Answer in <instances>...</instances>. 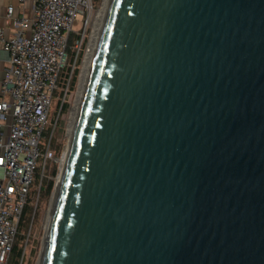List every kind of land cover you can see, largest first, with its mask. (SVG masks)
Masks as SVG:
<instances>
[{
    "label": "water",
    "instance_id": "obj_1",
    "mask_svg": "<svg viewBox=\"0 0 264 264\" xmlns=\"http://www.w3.org/2000/svg\"><path fill=\"white\" fill-rule=\"evenodd\" d=\"M56 191L41 264H264V0H111Z\"/></svg>",
    "mask_w": 264,
    "mask_h": 264
},
{
    "label": "built area",
    "instance_id": "obj_2",
    "mask_svg": "<svg viewBox=\"0 0 264 264\" xmlns=\"http://www.w3.org/2000/svg\"><path fill=\"white\" fill-rule=\"evenodd\" d=\"M18 2L17 15L12 3L6 5V20L13 27L11 37L5 38L0 31L7 62L0 82V264L10 263L30 197L39 201L48 162L57 163V178L63 167L69 139L57 156L51 148L53 137L70 102L74 73L85 60L83 50L92 34L88 36V30L92 27L93 31L97 13L94 0ZM79 16L85 17L83 32L72 47L70 63L69 44ZM68 66L70 72L61 86L62 72ZM54 99L58 110L48 138ZM37 208L38 203L33 221ZM26 246L19 264L25 262Z\"/></svg>",
    "mask_w": 264,
    "mask_h": 264
},
{
    "label": "rangeland",
    "instance_id": "obj_3",
    "mask_svg": "<svg viewBox=\"0 0 264 264\" xmlns=\"http://www.w3.org/2000/svg\"><path fill=\"white\" fill-rule=\"evenodd\" d=\"M101 6H102V0L101 1L100 0H94V7L97 10V13H96L95 19H94L93 24H92L93 27H94V23L96 21V18L98 17ZM84 21H85V17L79 16L78 17V24L74 27L75 33L72 34L70 44H69L70 47L68 50L69 61H71V58L73 56V48L72 47L75 44L76 40L78 39L79 35L83 32ZM88 31H89V33H88V36H89L92 32V27ZM88 42H89V37H88L87 43ZM87 43H86L84 50H83L84 51V57H85V53H86ZM83 65H84V62H83ZM83 65H82V62L79 65V73H78V77H77V83L75 82L76 72L74 73L72 87H74L73 86L74 82L76 83V85H75V88L70 95V98H69V101H70L69 102V109L67 111H64V115L60 118L59 123H58L57 128H56V131H55V135L53 137V144H52L51 148L55 154H58L59 151L61 150L62 145L67 144L68 139L71 138L68 135V126H69V122H70V118H71V112H72V109L75 105V101H76L77 96H78V90H79V86H80L79 80H80V76L82 73ZM57 103H58L57 99H54L51 117H50L51 128H48L46 131V135L48 136V138L51 135L52 123L56 120V115H57V110H58ZM56 170H57V163L53 162V161H49L47 164V172H46L47 178L50 179L51 175L54 174ZM57 172H56L55 176H53L54 177V179H53V190H52L51 194L48 197H42V199L40 201H37V198L35 197L36 199L34 200L33 205L36 206L37 203L39 204L38 205L39 209H38V214L36 216V219L33 222V217H34V212H33L31 219L28 218L25 225H23V227L20 230V233L25 236V240L24 241L17 240V244H18L19 248L23 249V251H24L25 246H26V240L28 238V235L31 234L29 244H27V246H26V254L27 255H26L24 264H38L42 260L44 238L46 235V225H47L46 223L48 220L50 207L52 205V201L54 198V193H55L56 188H57V183H56L57 179H58L57 178ZM32 222H33V225H32ZM31 225H32V227H31ZM22 256H21V258H22ZM21 258L19 260V263L21 261ZM17 259L18 258L13 254L11 256V260H10L9 264H16Z\"/></svg>",
    "mask_w": 264,
    "mask_h": 264
},
{
    "label": "bare ground",
    "instance_id": "obj_4",
    "mask_svg": "<svg viewBox=\"0 0 264 264\" xmlns=\"http://www.w3.org/2000/svg\"><path fill=\"white\" fill-rule=\"evenodd\" d=\"M110 4H111V0H103L101 9H100L99 14H98V17L96 18V21L94 23L93 31H92V34H91L90 44H89V46L87 48L86 57H85V60H84V65H83L82 73H81V76H80V86H79V90H78V96H77V99L75 101V105H74V107L72 109V112H71V118H70V122H69V126H68V135L71 138L69 139V144L67 146L66 156L63 159V167H62L61 172H60V174L58 176V179H57V190H58V188H59V186L61 184V181H62L63 172H64V168H65V165H66V161H67V156H68V153H69L71 140H72V137H73V134H74V131H75V127H76L77 120H78V117H79V113H80V110H81V106H82V102H83V99H84L86 87H87V84H88V79H89V76H90L91 67H92V64H93V61H94V57H95V54H96V50H97V47H98V43H99L100 37L102 35V31H103L104 25H105V22H106V18H107V15H108ZM56 199H57V191L54 193V198H53V201H52V205L50 207L48 220H47V223H46L47 225H46V235H45V238H44V245H43L44 247H45V245L47 243V236H48L49 229H50V224H51L52 215H53L55 204H56ZM44 247H43V249H44ZM42 257H43V252H42ZM41 263H42V260L38 264H41Z\"/></svg>",
    "mask_w": 264,
    "mask_h": 264
},
{
    "label": "trees",
    "instance_id": "obj_5",
    "mask_svg": "<svg viewBox=\"0 0 264 264\" xmlns=\"http://www.w3.org/2000/svg\"><path fill=\"white\" fill-rule=\"evenodd\" d=\"M101 1V0H100ZM71 40V39H70ZM72 61V59H71ZM70 61V63H71ZM70 72V66H68V68H66L63 72H62V75H61V79H60V85L62 86L63 83H64V80L65 78L68 76ZM76 79H75V82L77 83V75L79 73V69H77L76 71ZM74 82V87H72V90H74L75 88V85L76 83ZM69 109V104H67L65 106V111H67ZM62 148V147H61ZM61 153V150L59 151L58 154H56L57 156H59ZM57 170L55 171L54 174L51 175V178H45L44 181H43V185H42V188H41V193H40V198H39V201L42 199V197H48L52 190H53V179L52 177L55 176ZM35 191H36V188L35 186L33 187V194H35ZM35 199H33L32 197H30V201H29V204L27 205L26 209H25V212H24V216L22 218V221H21V225H20V230L21 228L23 227V225H25L26 221L28 218L31 219V216L34 212V209H35V205H33V202H34ZM39 205V204H38ZM38 209L37 208V211H36V214H35V218L34 220L36 219V216L38 214ZM34 222V221H33ZM17 240L19 241H24L25 240V236L23 234H19L17 239H16V242H15V245H14V249H13V252H12V255L14 254L18 259L16 261V264L19 263V260L21 258V256L23 255V249L22 248H19L18 244H17ZM34 252V251H33ZM11 255V256H12Z\"/></svg>",
    "mask_w": 264,
    "mask_h": 264
},
{
    "label": "crops",
    "instance_id": "obj_6",
    "mask_svg": "<svg viewBox=\"0 0 264 264\" xmlns=\"http://www.w3.org/2000/svg\"><path fill=\"white\" fill-rule=\"evenodd\" d=\"M8 3H12L16 7V15L20 11V3L18 0H1L0 1V31H3L4 37L9 38L12 35L13 27L6 20V5ZM30 12L29 10H27ZM3 42L0 38V82L3 80L5 76V71L7 67V62L5 59V54L3 52Z\"/></svg>",
    "mask_w": 264,
    "mask_h": 264
}]
</instances>
